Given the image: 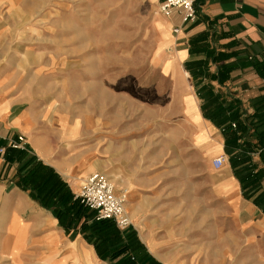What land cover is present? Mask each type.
Here are the masks:
<instances>
[{
	"label": "crops",
	"instance_id": "0c3cea01",
	"mask_svg": "<svg viewBox=\"0 0 264 264\" xmlns=\"http://www.w3.org/2000/svg\"><path fill=\"white\" fill-rule=\"evenodd\" d=\"M194 9L195 20L185 24L176 15L163 17L170 54L156 61L157 74L170 83L166 95L190 158L207 165L194 171L202 177L204 214L186 233L191 242L173 237L180 221L166 226L168 235L158 232L162 227L149 230L141 197L148 189L144 180L127 182L133 155L126 151L132 226L99 237L94 213L74 197L84 172L65 174L48 162L55 155L49 132L32 106L2 89L0 76V241L10 240V264H264V179L251 181L262 167L256 126L264 96V0H195ZM18 136L25 149H10ZM68 156L57 155L70 165ZM219 156L226 161L216 170L212 159ZM177 174L169 168L170 177Z\"/></svg>",
	"mask_w": 264,
	"mask_h": 264
},
{
	"label": "rangeland",
	"instance_id": "374dc122",
	"mask_svg": "<svg viewBox=\"0 0 264 264\" xmlns=\"http://www.w3.org/2000/svg\"><path fill=\"white\" fill-rule=\"evenodd\" d=\"M158 4L0 0V76L2 89L32 106L49 132L51 165L73 176L84 172L78 187L92 173L112 177L118 196L131 180H144L149 230L162 227L158 232L168 235L166 226L180 221L172 233L185 244L204 214L199 186L207 165L190 158L166 95L170 83L157 74L156 61L170 54ZM125 151L133 155L126 187ZM157 168L166 174L155 176ZM169 168L178 174L170 177ZM10 245L0 241V264H10Z\"/></svg>",
	"mask_w": 264,
	"mask_h": 264
},
{
	"label": "built area",
	"instance_id": "2783aa9c",
	"mask_svg": "<svg viewBox=\"0 0 264 264\" xmlns=\"http://www.w3.org/2000/svg\"><path fill=\"white\" fill-rule=\"evenodd\" d=\"M194 1L160 0L158 10L163 17L171 18L176 15L180 22L185 24L196 18ZM178 31V28L172 30L173 34H177ZM232 128H235V125H232ZM8 147L13 150H24V137L18 136L15 140H11ZM0 151L2 152L3 149ZM225 161L224 156H219L212 160V166L217 170L224 165ZM261 165H264V161ZM124 195L126 196V190H123L122 194L118 196L115 193L114 185L108 178L100 173H92L84 179L74 197L81 205L94 213L95 221L109 220L118 230L122 231L132 226V220L125 210Z\"/></svg>",
	"mask_w": 264,
	"mask_h": 264
},
{
	"label": "trees",
	"instance_id": "16d2710c",
	"mask_svg": "<svg viewBox=\"0 0 264 264\" xmlns=\"http://www.w3.org/2000/svg\"><path fill=\"white\" fill-rule=\"evenodd\" d=\"M260 71L264 77V73H263L264 65ZM257 106H258V108L261 109V113H259V115H258L257 126H256V129L258 130V133H259L258 137L260 140L259 141V147L256 149V154H257L259 161L261 163H263V161H264V96L261 97L257 101ZM262 179H264V165L256 173L252 174L251 181L259 183V182H261ZM75 201H78V200L75 199ZM81 207L83 210L86 209L83 205H81ZM92 220L93 221H92L91 226L93 228H97V230H98L97 233L99 234V237H102L106 240L107 236L110 233H112V234L116 233L115 225L111 221H109V220L95 221V219L93 217H92ZM105 228H107V230ZM95 249L97 250V254L100 257L101 252L98 251L96 245H95Z\"/></svg>",
	"mask_w": 264,
	"mask_h": 264
},
{
	"label": "bare ground",
	"instance_id": "6f19581e",
	"mask_svg": "<svg viewBox=\"0 0 264 264\" xmlns=\"http://www.w3.org/2000/svg\"><path fill=\"white\" fill-rule=\"evenodd\" d=\"M112 182H113V180H112V177H111V179H110ZM124 191L126 190V196L124 195V198H125V200H126V203H127V201H128V190L127 189H123Z\"/></svg>",
	"mask_w": 264,
	"mask_h": 264
}]
</instances>
